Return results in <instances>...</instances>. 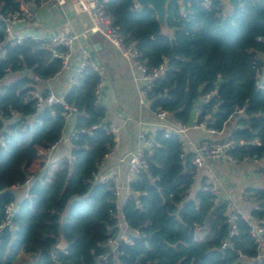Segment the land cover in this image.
I'll return each instance as SVG.
<instances>
[{
	"label": "trees",
	"instance_id": "obj_1",
	"mask_svg": "<svg viewBox=\"0 0 264 264\" xmlns=\"http://www.w3.org/2000/svg\"><path fill=\"white\" fill-rule=\"evenodd\" d=\"M100 1L147 68L163 66L162 78L148 92L151 111L167 112L172 121L189 126L201 107L198 122L209 114L214 131L230 128L227 139L259 141V146L236 148L232 155L238 161L264 159V85L256 89L253 68L254 57L264 58V0H243L223 17L198 1L184 0L181 10L171 0L167 34L161 33L152 10L138 11L134 0ZM18 10L15 0H0V13ZM3 33L0 24L5 50L0 60V136L6 141L0 148V264H22V254L32 256L33 264H55L50 253L61 241L65 255L59 253V264H249L256 245L247 223L239 218L232 249L220 250L229 233L226 208L214 205L215 198L200 190L189 197L194 183L191 157L182 153L175 135L165 136L163 130L148 135L153 148L146 154V169L129 185L131 195L121 207L129 231L138 235H130V243L99 261L108 252L107 242L119 232L117 221L110 219L118 208L111 183L95 178L115 143L104 107L95 104L101 76L86 70L60 103L36 113L31 92L38 81L54 78L60 61L52 57L51 49L30 38L12 45ZM22 72L27 75L9 80ZM209 93L206 103L203 97ZM64 106L76 109L70 151L49 160L47 152L65 126ZM237 109L242 115L236 117ZM12 113L23 119L10 123ZM29 178V186L21 188L25 196L18 200L13 187ZM247 193H253L257 205L250 215L264 220V188ZM9 204L17 206L11 227L3 226L4 207ZM154 232L159 240L151 237Z\"/></svg>",
	"mask_w": 264,
	"mask_h": 264
},
{
	"label": "built area",
	"instance_id": "obj_2",
	"mask_svg": "<svg viewBox=\"0 0 264 264\" xmlns=\"http://www.w3.org/2000/svg\"><path fill=\"white\" fill-rule=\"evenodd\" d=\"M201 3L202 7L207 11L215 10L218 17H223L227 14L226 0H194ZM19 6L18 11L6 12L4 14L0 13V24L3 25L4 33L3 39L10 41L12 45L19 44L23 38H30L31 40L40 43L47 48L52 50V57L60 61V66L54 77L60 76L63 72L69 69L70 60L72 57V46L73 42L77 40L75 34H56L49 38H40L36 36L27 37H17L13 34V28L15 26L25 24L32 20V13L30 11L31 6L44 7L48 9H60L68 4H73L77 7L80 12L86 14L89 19L90 26L82 31L81 37L85 40L89 35L100 34L109 42V44L120 54L121 57L131 62L132 66L136 67L137 72H139L140 77L137 79L141 82V86L138 88V98L139 103L142 106H149L150 101L148 97V92L153 87V82L157 79L162 78L163 66H159L157 69L149 70L147 68L146 62L142 59L140 53L137 51L134 44H127V38L122 35L112 24V18L106 12L103 3L100 0H15ZM62 48V52L55 51V48ZM5 56V50L0 44V60H3ZM263 61V66L258 67L257 62ZM253 68L255 70V87L256 89H262L264 85V58L254 57ZM86 70H92L97 72V65L88 58L85 50H82V58L76 68L71 72L68 84L71 86H78L79 79ZM5 73L9 76L10 69H6ZM37 81V78H33ZM100 93V85H98L94 91L96 96L95 104L98 105V96ZM32 98H34L35 111L40 113L44 108L51 107L60 101L53 95H46L44 97L41 93L37 91L31 92ZM211 94L204 95L203 99L207 103ZM201 107H198L195 114V120L189 126L184 125L180 122L172 121L167 112L156 111L155 115L157 119L162 120L163 123L152 125L155 130H163L165 136L171 134L175 135L180 144L181 151L183 154L190 155V163L193 168V179L195 180L201 177L200 191L205 192L215 199L213 201L214 205L223 204L226 208V223L229 226L228 236L221 242L220 250L232 249L231 238L238 235V229L236 222L238 219H243L248 227L249 234L251 235L254 244L256 245V255L248 260L249 264H264V220L256 219L248 214H243L240 212L236 202L230 197H220L221 182L220 180L212 174L209 169V164L214 161L225 162L231 165H238L240 163H248L254 166H260L261 170L264 172V159L253 158H243L238 161L232 152L238 147L246 146H259V141L255 140L252 143L235 142L233 138L222 140V141H200L197 144H193L188 141L187 133L189 130H199L201 132L207 133L209 135L218 134L213 130L214 119L209 115L203 117L202 122H198V117L200 116ZM66 113H63L64 117L74 115L76 109L71 106H64ZM53 116V113L51 112ZM234 115H242V110L237 109ZM13 119L17 118L15 113H12ZM12 119V120H13ZM10 120V122L12 121ZM39 124V121H35ZM142 126V124H141ZM95 129L94 127L92 130ZM109 131L114 135L115 128L109 125ZM83 132V131H82ZM91 134V132L89 133ZM73 138V133L70 136L69 141ZM139 145L135 153L129 159L127 163V172L125 176V181L122 183L117 177L112 178L111 183V193L118 201L117 213H112L110 219L117 221V227L119 229L118 236L114 240H109L106 244L108 252L100 258L99 261H105L106 258L111 254H116L118 248L122 244L130 243V235H138L136 231L131 232L128 228V223L125 221L124 216L121 213V207L125 201L130 197L131 193L129 191V185L136 182L141 173L146 169V154L151 153L153 148V143L151 138L146 133H140ZM115 141V139H114ZM61 140H58L53 144L47 152L49 156L58 146ZM6 146V141L3 136H0V148L3 149ZM116 150V144L108 148L106 158H111ZM96 178V176H95ZM31 179H27L23 185H16L13 190H19L21 188H26L29 186ZM107 180H101V182H106ZM138 194H136L137 196ZM135 196V197H136ZM122 199V200H121ZM244 201L249 206L250 210L257 209L253 193H247L243 196ZM120 200L122 201L120 203ZM139 204V202L136 200ZM120 203V204H119ZM17 213V206L14 204H9L4 207V225L12 226V219ZM15 229V227H14ZM109 231V228H107ZM62 253L65 255L64 250L52 249L50 256L55 264L58 263V255ZM240 259H248L246 256L241 255Z\"/></svg>",
	"mask_w": 264,
	"mask_h": 264
},
{
	"label": "crops",
	"instance_id": "obj_3",
	"mask_svg": "<svg viewBox=\"0 0 264 264\" xmlns=\"http://www.w3.org/2000/svg\"><path fill=\"white\" fill-rule=\"evenodd\" d=\"M30 11L32 13V20L15 26L13 30L15 36L49 38L61 33L74 34L80 30L87 29L89 23L88 17L84 16L86 14L80 12L73 4H68L60 9L31 6ZM82 41V43H79V48L75 54H72L69 69L60 76L50 80L38 81L35 89L42 95H53L61 102L69 89V76L79 64L82 58V50L86 51L88 58L92 59L97 65V72L101 76L98 103L105 109V122L115 128L116 131L114 134V142L116 144L114 155L111 158L105 157L101 161L98 173L96 174V180L100 182L101 180H107L106 174H110L112 169L114 173H112L110 178L117 177L121 180V173L127 172V163L131 156H133L134 150L138 148L139 134L142 132L148 135L154 133V128L151 125H147L149 127L147 132L141 130L144 110H147L148 113L151 112L149 107H142L138 101L137 92L139 87L131 62L121 57L101 36L89 35L87 39H83ZM18 77H20L19 74L9 77V80ZM7 81L8 79L6 78ZM39 83L40 85H38ZM65 118V126L60 138L61 142L48 156L49 160L69 154V139L74 131L75 119L73 115ZM229 130V127H225L223 132L209 135L199 130L191 129L187 133V139L193 144H197L200 141H220L229 137ZM128 152L131 153L129 154ZM209 169L221 182L220 197H230L236 202L241 213L248 214L250 208L244 201L243 196L247 189H259V187L254 186L253 181L259 180V172L264 173L260 166L248 163L231 165L225 162L214 161L209 164ZM203 175L200 174L194 180L189 197L193 196L200 189L201 177ZM25 193V189L17 190V199L20 200L25 196ZM121 200L120 203L122 202ZM57 248L64 250V241H61ZM20 259L22 260V264H31L34 261V258L30 255L22 254L20 255Z\"/></svg>",
	"mask_w": 264,
	"mask_h": 264
},
{
	"label": "water",
	"instance_id": "obj_4",
	"mask_svg": "<svg viewBox=\"0 0 264 264\" xmlns=\"http://www.w3.org/2000/svg\"><path fill=\"white\" fill-rule=\"evenodd\" d=\"M170 1L171 0H134V4H135L136 9L138 11H140L146 7L151 9L155 15V21L157 22L158 26L160 27L161 33L167 34L168 31L166 28V15H167V5ZM175 1L180 6V9L183 10L184 0H175ZM242 1L243 0H226L227 10L234 9ZM23 75H27V73L22 72L19 74V76H23ZM22 119H23V117H17L15 119H13L10 123H15L17 121H21ZM8 124L9 123H7V125ZM151 237L158 239L155 232L151 234Z\"/></svg>",
	"mask_w": 264,
	"mask_h": 264
},
{
	"label": "rangeland",
	"instance_id": "obj_5",
	"mask_svg": "<svg viewBox=\"0 0 264 264\" xmlns=\"http://www.w3.org/2000/svg\"><path fill=\"white\" fill-rule=\"evenodd\" d=\"M84 16H86V15H84ZM90 26V22L88 23V25H87V28ZM13 30H14V28H13ZM82 31L83 30H80L79 32H75L74 34L77 36V40H75L74 42H73V46H72V54H75V52L77 51V49L79 48V43H82L83 41V38L81 37V34H82ZM97 36H101L100 34H96ZM102 37V36H101ZM102 38H104V37H102ZM105 39V38H104ZM107 41V40H106ZM108 42V41H107ZM109 43V42H108ZM133 68H134V71H135V76H136V78L138 79L139 77H140V74H139V72H137V70H136V67H134L133 66ZM53 84H55V83H53ZM137 84H138V87H140L141 86V82H139V80H137ZM38 85H40V83L38 84ZM139 101V100H138ZM142 107H149V106H142ZM144 110V109H143ZM150 112L151 113H148L147 112V110H144V112H143V116H142V121H143V124H142V126H141V130L142 131H145V132H147V130L149 129V127L147 126V125H156V124H161V123H163V121L162 120H159V119H157V117H156V115H155V112H153V111H151L150 110ZM220 141H222V139L220 140ZM135 151H136V149L134 150V152L133 153H135ZM132 152V151H131ZM131 152H128L129 154L131 153ZM112 173H114V170L112 169V172L110 173V174H106V177H107V180H110L111 178H110V176L112 175ZM126 173V172H125ZM125 173H121V182L123 183L124 181H125ZM258 175H259V180H257V181H253V183H254V186H256V187H259V189H262L264 186V173H262V172H259L258 173ZM31 264H33V263H31Z\"/></svg>",
	"mask_w": 264,
	"mask_h": 264
}]
</instances>
